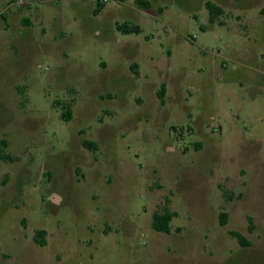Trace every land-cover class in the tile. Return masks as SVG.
Segmentation results:
<instances>
[{"label": "rangeland", "instance_id": "374dc122", "mask_svg": "<svg viewBox=\"0 0 264 264\" xmlns=\"http://www.w3.org/2000/svg\"><path fill=\"white\" fill-rule=\"evenodd\" d=\"M149 1L0 0V264H264V0Z\"/></svg>", "mask_w": 264, "mask_h": 264}, {"label": "trees", "instance_id": "16d2710c", "mask_svg": "<svg viewBox=\"0 0 264 264\" xmlns=\"http://www.w3.org/2000/svg\"><path fill=\"white\" fill-rule=\"evenodd\" d=\"M136 4L139 6V8L147 10L151 7V2L149 0H136ZM205 8L208 12V19L209 22L213 23L216 21V19L223 14V9L218 6L217 4L207 1L205 2ZM102 9V5L100 3H97L94 14L97 15ZM116 29L120 31L121 33L128 34V33H139L140 28L139 26H131L127 23H121L116 24ZM132 70L134 73H137V71L133 68ZM164 95H165V85L161 84L160 90L157 92V97L160 99V102H164ZM70 106H68V109L66 112L62 114V117L65 121L69 120L70 117ZM83 147L90 151H96L97 150V144L94 141L90 140H83L82 142ZM0 158L6 159L7 157L2 153L0 150ZM175 216V213L170 211L167 207L162 208L161 210H156L152 213L151 216V222L150 226L151 228L156 232H162V233H169L170 232V222L172 218ZM219 222L221 225L225 224V215L221 214ZM230 234L236 238L237 242L240 246L246 247L249 245V242L245 239V237L237 232V231H231ZM46 231L45 230H37L34 235V242L39 246H44L46 244Z\"/></svg>", "mask_w": 264, "mask_h": 264}]
</instances>
